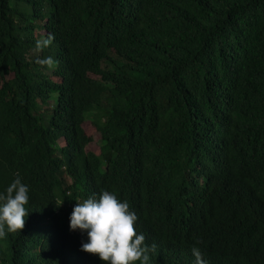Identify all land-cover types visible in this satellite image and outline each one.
<instances>
[{
  "label": "trees",
  "instance_id": "trees-1",
  "mask_svg": "<svg viewBox=\"0 0 264 264\" xmlns=\"http://www.w3.org/2000/svg\"><path fill=\"white\" fill-rule=\"evenodd\" d=\"M18 176L30 213L0 264H105L69 228L101 190L136 213L150 264L194 247L264 264V0H0V191Z\"/></svg>",
  "mask_w": 264,
  "mask_h": 264
},
{
  "label": "clouds",
  "instance_id": "clouds-1",
  "mask_svg": "<svg viewBox=\"0 0 264 264\" xmlns=\"http://www.w3.org/2000/svg\"><path fill=\"white\" fill-rule=\"evenodd\" d=\"M52 39L49 36L38 41L37 47L50 45ZM37 62L49 68L56 66L51 57ZM29 191V186L19 176L0 191V238L24 229L30 213L26 207ZM137 220L127 201H121L111 191L101 190L98 195L93 194L75 204L69 216V228L86 233L87 240L81 243V250L97 255L105 264H150V253L155 245L145 243L144 234L138 233L135 227ZM192 253L195 264H207L198 248H192Z\"/></svg>",
  "mask_w": 264,
  "mask_h": 264
},
{
  "label": "rangeland",
  "instance_id": "rangeland-1",
  "mask_svg": "<svg viewBox=\"0 0 264 264\" xmlns=\"http://www.w3.org/2000/svg\"><path fill=\"white\" fill-rule=\"evenodd\" d=\"M39 52V51H37ZM47 73L50 75V77L55 80L58 81V78L56 76H54L50 71H47ZM52 104V102H50V105ZM44 107H47V105H44ZM83 128L85 130V132L91 137V142L86 146V150L87 151H92L95 153H99V132L96 130V128L94 127V125L90 122V120H86L83 123ZM60 146L64 145V140L61 138L58 141Z\"/></svg>",
  "mask_w": 264,
  "mask_h": 264
}]
</instances>
